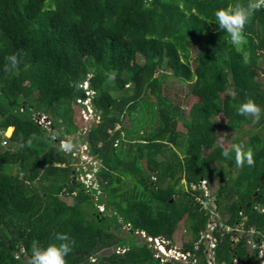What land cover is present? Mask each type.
Segmentation results:
<instances>
[{
  "label": "trees",
  "instance_id": "1",
  "mask_svg": "<svg viewBox=\"0 0 264 264\" xmlns=\"http://www.w3.org/2000/svg\"><path fill=\"white\" fill-rule=\"evenodd\" d=\"M233 2L0 0V264H31V246L54 232L75 242L66 264H178L156 256L147 237L172 245L183 214L189 240L181 250L204 264L205 245H193L209 210L193 185L209 176L217 181L221 224L213 230L215 262L258 261L264 115L253 122L234 105L250 97L264 109V6L245 24L238 51L207 23ZM13 53L17 67L5 70ZM166 73L186 83L194 98L186 110L165 93ZM86 89L98 120L79 142L97 161L95 187L77 180L76 159L60 147L78 133L73 104ZM217 117L237 133L250 125L245 139L235 135L228 146L250 149L252 165L237 167L221 155Z\"/></svg>",
  "mask_w": 264,
  "mask_h": 264
},
{
  "label": "rangeland",
  "instance_id": "2",
  "mask_svg": "<svg viewBox=\"0 0 264 264\" xmlns=\"http://www.w3.org/2000/svg\"><path fill=\"white\" fill-rule=\"evenodd\" d=\"M192 56L194 57V55ZM191 61L193 64L194 62L193 58H191ZM260 78H262V80L264 81L263 76H260ZM164 90H165V93L169 97L175 98L178 102H180L181 106L183 107L185 106L184 107L185 110L190 106V103L194 101L193 97L186 96V92H187L186 83L181 82L179 79H177L176 77L172 76L169 73H166V76L164 78ZM94 112L95 111H93L92 107H90L89 109L88 108L86 109L83 107L81 108L78 105L73 106V121L78 126V133H76L75 136L70 137L71 139H69L72 141L74 145L73 149L71 150V154L76 159L74 162L75 169L81 171V173L77 175V180H79L86 186L87 184L88 185L91 184V186L93 187H95L96 185L94 181H92V178H93L92 172L97 167V161H95L88 154V150H89L88 145L85 142H82V143L79 142V140L81 139V137H83L85 132H87L91 123L97 121V117L95 116ZM217 118H218L217 119L218 120V132H217L216 142L219 144L225 145V146H228L230 144L231 138L233 136L240 135L242 137L241 133L247 131L248 128H250V125L244 124L242 125L238 133L236 131H229L223 125L224 118L223 117H217ZM40 120L45 121V123L48 122L47 118H45L44 116H42ZM122 122H123L124 128L128 129L130 127L129 118L126 113H124V115L122 116ZM176 129L181 132H185V128L181 124L180 121L177 122ZM11 130L12 128L8 127L3 132L4 135L9 136L11 133ZM242 138L245 139V136H243ZM64 142L65 141L61 142V144ZM204 180H205V186H206L204 191H205V194L209 195L206 198L205 206L210 210V215L207 220V224H208L207 227L211 228L214 226L215 223L216 224L218 223V220H220V214L218 213V211H216V203L214 201L216 198L217 181H216V178L211 177V176L205 177ZM181 182L183 184L182 185L183 188L186 189L187 188L186 182L184 180H181ZM64 199L69 203L71 202V198L69 196H66V197L64 196ZM195 200H198V199L195 198ZM101 208L102 206L99 205V209ZM184 216L185 214L182 215V217L178 221L176 228L173 232V242H172V246H170V250H165L163 247L161 249H156L157 255H161V257L164 260L178 261V264H188V261L190 260V257L189 258L187 257L186 259H184L180 256V254H178V251L181 250V246L183 242L189 240V237L187 236L188 232L186 230ZM224 230H227V228L225 227ZM232 240H233V244L236 243V238L234 237V235H232ZM248 244L250 245V247H253L255 245V243L252 240H250V242L248 241ZM260 247H261V250L259 249V252H258V261L259 260L264 261V241L261 242V244L259 245V248ZM205 256H206V259H208L207 262H209V264H219V263H215V261L212 260L211 253L207 252ZM234 260L235 259L232 260L233 264L236 262V260L235 261ZM259 264H262V263H259Z\"/></svg>",
  "mask_w": 264,
  "mask_h": 264
},
{
  "label": "clouds",
  "instance_id": "3",
  "mask_svg": "<svg viewBox=\"0 0 264 264\" xmlns=\"http://www.w3.org/2000/svg\"><path fill=\"white\" fill-rule=\"evenodd\" d=\"M262 6H264V0H234L233 3L216 8L213 19L208 20L207 23H214L217 30L226 33L229 42L239 51L246 43L245 24ZM6 60L5 70H15L18 64L17 54H9ZM243 62H248L247 54L243 55ZM114 79L115 72L109 76V80ZM234 107L237 114L248 117L253 122L259 121L264 115V109L250 97H245ZM60 147L64 151H71L74 145L69 140L62 143ZM221 155L226 159L234 158L237 167L254 163L252 151L239 143L223 147ZM74 243L68 233L54 232L47 243L36 242L31 246V264H66L65 258L72 252Z\"/></svg>",
  "mask_w": 264,
  "mask_h": 264
},
{
  "label": "built area",
  "instance_id": "4",
  "mask_svg": "<svg viewBox=\"0 0 264 264\" xmlns=\"http://www.w3.org/2000/svg\"><path fill=\"white\" fill-rule=\"evenodd\" d=\"M83 87L84 88H87V83L86 82H84L83 83ZM85 94H86V97L85 98H77L76 99V102H75V104H73V106L74 105H78V106H80L81 108L83 107V108H90V107H92L91 106V103H90V99H91V94H92V91L91 90H89V89H86V91H85ZM88 105V106H87ZM93 109V108H92ZM91 110V109H90ZM93 111H94V109H93ZM94 114H95V116L97 117V120H98V116H97V114L94 112ZM42 118V116H40V118H39V122H44L45 123V121H42V120H40ZM63 141H65V140H61L60 141V144H61V142H63ZM66 142V141H65ZM74 153V152H73ZM205 180L202 178V179H200L199 180V182L196 184V185H193V188H198L199 190H200V193L198 194V195H196L195 196V198H197L198 200H196V201H198L200 204H201V206L203 207V208H207L205 205V203H206V198L209 196V195H207V194H205V191H204V189H205ZM203 200V201H202ZM102 209V208H101ZM100 209V210H101ZM208 209V208H207ZM209 210V209H208ZM209 215H210V210H209ZM208 226V224L206 223V226H205V229H204V231H202L201 233H200V235H199V238L194 242V245H193V247H194V249H197L198 248V245L202 242L204 245H205V248L203 249V251L205 252V255H206V253L207 252H209V253H211L212 254V260L213 261H215L214 260V246H215V240H216V238H215V236H214V234H213V230L216 228V227H221V224L219 223H215L214 224V226L213 227H207ZM227 228V230H229V228L228 227H226ZM226 230V231H227ZM147 240H149V241H152V246H153V248L156 250V249H161L162 247L165 249V250H170V246H172V245H170L166 240H164V239H162V238H151V237H147ZM258 248H259V245L261 244V242H263L264 241V235H263V238L262 239H258ZM255 243V242H254ZM256 244V243H255ZM156 246V247H155ZM260 250H261V247L259 248ZM21 251H22V249H21ZM163 251V250H162ZM173 251V250H172ZM178 254H180V256L182 257V258H184V259H186L187 257L189 258L190 257V260L188 261V264H196V262H197V257L195 256V254H194V256H193V253L192 252H190V251H184V250H179L178 251ZM155 255L156 256H161V255H157V250H156V253H155ZM208 261V259H206V256H205V262H204V264H209V262H207ZM235 261V260H234ZM264 263V261H262V260H259V261H257L255 264H258V263ZM215 263H219V264H225V263H220V262H215ZM227 264H233V261L231 260L229 263H227ZM234 264H241L240 262H238L237 260H236V262L234 263Z\"/></svg>",
  "mask_w": 264,
  "mask_h": 264
},
{
  "label": "bare ground",
  "instance_id": "5",
  "mask_svg": "<svg viewBox=\"0 0 264 264\" xmlns=\"http://www.w3.org/2000/svg\"><path fill=\"white\" fill-rule=\"evenodd\" d=\"M10 129V128H9ZM10 131V130H9ZM261 263V262H260ZM259 264V263H258ZM262 264H264V263H262Z\"/></svg>",
  "mask_w": 264,
  "mask_h": 264
}]
</instances>
